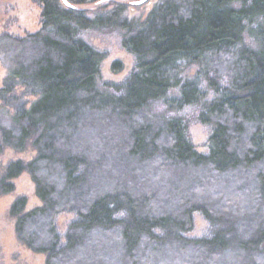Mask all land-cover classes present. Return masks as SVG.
I'll return each mask as SVG.
<instances>
[{
	"label": "trees",
	"instance_id": "16d2710c",
	"mask_svg": "<svg viewBox=\"0 0 264 264\" xmlns=\"http://www.w3.org/2000/svg\"><path fill=\"white\" fill-rule=\"evenodd\" d=\"M35 2L38 31L0 33V155L35 152L0 194L27 173L41 202H12L17 240L46 264H264V0H158L144 19ZM92 32L133 57L121 82L102 80Z\"/></svg>",
	"mask_w": 264,
	"mask_h": 264
},
{
	"label": "rangeland",
	"instance_id": "374dc122",
	"mask_svg": "<svg viewBox=\"0 0 264 264\" xmlns=\"http://www.w3.org/2000/svg\"><path fill=\"white\" fill-rule=\"evenodd\" d=\"M139 1L142 0H85L83 5L76 8L93 13L98 7L110 8L116 4H123L126 7L125 15L128 19H144L158 0H146L137 5ZM39 28L40 8L35 0H0V33L7 32L16 36H24L27 33L38 31ZM86 37L96 49L106 53L107 57L101 65L102 80L117 83L125 79L134 66V59L121 48L119 34L117 32H92L88 33ZM114 62L122 64V70L119 73H113L111 70ZM5 75L6 70L0 61V87ZM189 133L196 150L204 152L207 138L206 128L193 124L190 126ZM34 156L35 152L31 149L24 152L6 149L0 155V176L7 163L15 160L28 162ZM11 182L14 185L13 192L7 195L0 194V264H46L44 255L32 252L17 240L15 220L9 215V208L18 197L26 198V211L41 206V202L35 195L34 184L27 173H22ZM54 219L59 233L63 234L72 215L59 214ZM205 228L206 224L202 219L195 216L192 235L200 236Z\"/></svg>",
	"mask_w": 264,
	"mask_h": 264
},
{
	"label": "water",
	"instance_id": "95a60500",
	"mask_svg": "<svg viewBox=\"0 0 264 264\" xmlns=\"http://www.w3.org/2000/svg\"><path fill=\"white\" fill-rule=\"evenodd\" d=\"M145 1L146 0H142V1L137 2V5H140V4L144 3Z\"/></svg>",
	"mask_w": 264,
	"mask_h": 264
}]
</instances>
